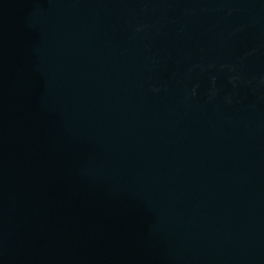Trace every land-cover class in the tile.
<instances>
[{
    "label": "water",
    "instance_id": "1",
    "mask_svg": "<svg viewBox=\"0 0 264 264\" xmlns=\"http://www.w3.org/2000/svg\"><path fill=\"white\" fill-rule=\"evenodd\" d=\"M0 264H264V0H0Z\"/></svg>",
    "mask_w": 264,
    "mask_h": 264
}]
</instances>
